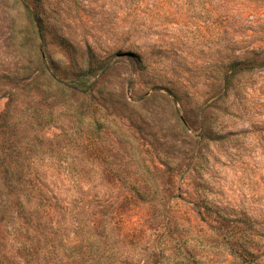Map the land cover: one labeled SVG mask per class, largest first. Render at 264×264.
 <instances>
[{
	"label": "rangeland",
	"instance_id": "1",
	"mask_svg": "<svg viewBox=\"0 0 264 264\" xmlns=\"http://www.w3.org/2000/svg\"><path fill=\"white\" fill-rule=\"evenodd\" d=\"M8 107L42 238L0 264H264V0H0Z\"/></svg>",
	"mask_w": 264,
	"mask_h": 264
},
{
	"label": "trees",
	"instance_id": "2",
	"mask_svg": "<svg viewBox=\"0 0 264 264\" xmlns=\"http://www.w3.org/2000/svg\"><path fill=\"white\" fill-rule=\"evenodd\" d=\"M34 9V11H29L26 7V12L30 16L37 18L39 10L37 7ZM44 32L43 29L38 27L35 38L38 35L39 39L43 40ZM35 38L33 37V40ZM36 52L35 50V54ZM39 52L40 50H38L37 56L39 59H37L38 67L41 70L43 69L42 73L44 74L42 77L35 75L33 78L28 79L24 87L29 92H32L34 97L44 92H51L56 95L61 91V82L56 70L50 67L51 64L47 56ZM92 69L89 66L87 73ZM88 83L85 76L77 75L73 78L71 85L66 86L68 89L67 93L88 94L91 90ZM11 96L14 97L12 94ZM34 116H25L22 112L12 113L9 107L0 115V256L7 254L6 252L12 247V243L16 244L18 252L33 256L42 238V233L40 232L42 218L38 212L42 201L39 189L41 184L33 176H26L22 172L24 162L20 157L19 144L13 141L17 135L19 125H30L32 129L34 126L32 121L42 118L41 114ZM137 195H140L139 192H137ZM46 216L50 218L49 213ZM48 235H51V233H48Z\"/></svg>",
	"mask_w": 264,
	"mask_h": 264
}]
</instances>
